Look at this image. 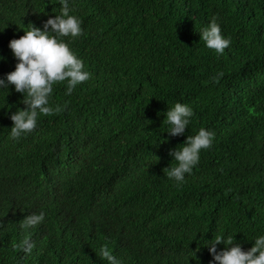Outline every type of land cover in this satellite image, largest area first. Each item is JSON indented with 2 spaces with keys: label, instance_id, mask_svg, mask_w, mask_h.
Listing matches in <instances>:
<instances>
[{
  "label": "trees",
  "instance_id": "1",
  "mask_svg": "<svg viewBox=\"0 0 264 264\" xmlns=\"http://www.w3.org/2000/svg\"><path fill=\"white\" fill-rule=\"evenodd\" d=\"M69 4L83 32L62 39L90 78L70 94L54 83V111L18 138L10 114L28 105L14 84L0 88V192L18 227L43 213L23 228L31 251L18 246L25 236L10 237L0 264H111L103 246L121 264H208L202 243L221 233L251 247L264 234V0ZM61 9L0 0V76L16 65L9 40ZM214 17L231 38L222 53L200 39ZM177 101L193 116L170 135L163 120ZM200 127L215 132L212 145L184 181L169 178V150Z\"/></svg>",
  "mask_w": 264,
  "mask_h": 264
},
{
  "label": "clouds",
  "instance_id": "2",
  "mask_svg": "<svg viewBox=\"0 0 264 264\" xmlns=\"http://www.w3.org/2000/svg\"><path fill=\"white\" fill-rule=\"evenodd\" d=\"M61 4V12L48 16L43 22V27L31 24L30 27H24V34L9 40V47L17 60L13 70L0 76V88H9L10 84H14L15 89L24 94V103L28 105L10 114L14 122L10 128L13 138L34 129L40 113L48 114L54 111L49 104L54 83L66 82V92L70 94L77 84L90 78L91 73L85 68L84 60L77 55L67 40L62 39L66 36H79L83 32L82 21L71 13L69 0H61ZM200 33V39H203L206 47L214 49L217 53L224 52L231 43V38L223 33L221 24L215 17ZM2 59L4 57L0 55V60ZM59 110L57 106L55 111ZM192 116L193 108L189 104L175 102L165 113L163 121L167 127L164 131L170 135L184 133ZM214 137L213 130L200 127L194 135H187L185 142L171 148V161L176 163L167 166V176L177 182L184 181L185 174L192 173L194 166L199 163L201 150L209 148ZM9 202L11 200L0 192V242L4 243L10 237L21 239L25 236L18 246L30 252L34 246L30 240L31 234L23 228L43 220V213L26 216L21 227H18L16 211ZM253 238L254 243L245 249L240 242H234V233L214 234L212 239L202 243L209 245L212 258L208 264H264V234ZM219 243L225 246L218 250ZM101 256L107 258L111 264H121L107 246L101 248Z\"/></svg>",
  "mask_w": 264,
  "mask_h": 264
}]
</instances>
